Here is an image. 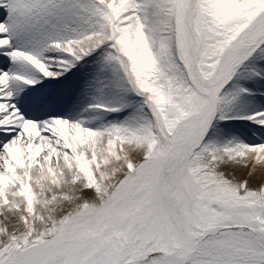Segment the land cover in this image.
Here are the masks:
<instances>
[{"label":"snow or ice","instance_id":"obj_1","mask_svg":"<svg viewBox=\"0 0 264 264\" xmlns=\"http://www.w3.org/2000/svg\"><path fill=\"white\" fill-rule=\"evenodd\" d=\"M0 264H264V0H0Z\"/></svg>","mask_w":264,"mask_h":264}]
</instances>
